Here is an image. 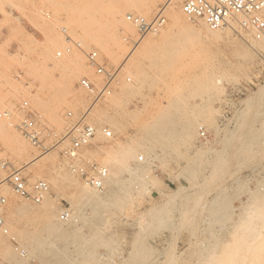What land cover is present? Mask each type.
<instances>
[{
  "label": "rangeland",
  "instance_id": "1",
  "mask_svg": "<svg viewBox=\"0 0 264 264\" xmlns=\"http://www.w3.org/2000/svg\"><path fill=\"white\" fill-rule=\"evenodd\" d=\"M97 1L100 8L95 5L92 8L95 12L91 13L96 20L92 22L89 14H83V26H79V29L77 25L69 26L68 12L72 7L80 8L85 4L84 0H72L71 3L68 0H0V112L10 110L13 115L12 126L0 118V160H6L15 169L19 168L29 180H47V175H59L60 181V188H54L46 181L49 193L41 203L21 198L5 181L0 184V192L7 199L1 208L2 224L12 225L10 228L6 224L3 231L0 228V264H16L22 258L26 261L31 243L25 237L33 231L27 216L30 218L31 215L22 217L14 214L10 217L6 214L9 209L15 210L22 205L39 212L47 209L60 231L82 237L81 248L83 246L84 250L79 254L71 238L66 243L53 240L50 245L52 252L49 253V246L45 245L47 248L43 246L39 254L29 256L27 264H61L60 256L52 254L65 245L70 254V261L65 264H264V149L260 151L264 143L257 146L258 143L253 144L256 148L247 152L251 157L255 153L254 160L249 157L248 161L236 168L228 156L224 171L218 176L211 175L212 161L227 154L230 135L236 129L241 114L246 111L249 99L264 86V40H258L260 46L253 44L257 40L236 24L226 26L228 32L220 30L214 38L207 27L199 22L201 20L192 22L183 16L189 31L185 34L179 27L172 28L167 39L163 37L165 41H162L161 35L170 26L167 13L170 7H166L163 12L165 25L156 33L140 37L130 23L131 33L112 26L108 22V8L114 4L121 5L124 21L127 13H136L150 20L167 5V0H156L145 15L135 9H128L122 0ZM183 1L173 0L170 6L181 12ZM62 26L77 45L72 47L70 53L57 58L55 52L66 45L60 31ZM90 32L100 33V36L109 39L113 37L112 40L117 44L114 45L111 40L112 46L120 47L116 62H108L102 50L91 42ZM150 37L158 45L141 48L139 42ZM44 48H48L50 58L41 56L40 52ZM90 50L97 51L107 68L122 67L113 92L98 101L90 111L92 113L86 112L91 97L78 84L83 76L96 85L101 81V76L86 62L85 54ZM62 57H68L71 61V68L65 72L52 64L53 60L57 63ZM125 59H128L126 63ZM77 64H84L88 70L81 71L82 74L68 88L63 84V75L72 71ZM126 77L130 81H126ZM121 87H124V96L118 94V108L114 109L108 105ZM125 89L128 90L126 93ZM170 99L182 103L185 100L183 104H194L201 109L198 108L201 113L189 111L197 117L195 133L186 141H178L171 147L165 146L166 150L161 144H153L152 153L147 157L143 146L135 145L134 142L145 133L146 123L171 107L170 102L173 101ZM23 101L28 102L31 109L42 117V139L48 148L45 152L33 147L14 128L20 119L17 106ZM254 106L251 107L254 111L250 110L254 118L252 131L264 132V93ZM49 107H52L51 111ZM68 111L71 117L66 116ZM84 113L85 121L98 130L91 143L82 149L85 159L104 165L103 149L117 143L131 145L135 154L130 156L127 165L138 167V177L131 180L129 173L124 171L115 187L107 181L103 190L111 191L112 196L109 202L102 204L105 206L100 205L94 210L93 203L80 202L83 203L80 220L73 215L75 221L64 223L58 218L60 209L67 206L73 212V206L79 203L75 197L76 188L93 191L68 168V160L62 150L69 140L60 142L70 125ZM116 113L121 115V131H116L110 124L111 120H108ZM103 125L113 131L112 138L103 137L100 130ZM200 126L205 131L204 138L200 136ZM262 132L258 135L259 139L261 136L264 139ZM11 134L22 138L27 145L26 151H18L16 145L9 141ZM139 155L143 156L142 160L137 159ZM35 171L46 174L39 177ZM63 172L71 175L72 182L63 179ZM6 175V169L0 167V180ZM112 197H116L115 203ZM40 215H34L33 219L36 218L38 222ZM21 233H25L24 238ZM44 234L42 232V236ZM15 246L23 252L20 253ZM134 253L137 254L136 258Z\"/></svg>",
  "mask_w": 264,
  "mask_h": 264
},
{
  "label": "bare ground",
  "instance_id": "2",
  "mask_svg": "<svg viewBox=\"0 0 264 264\" xmlns=\"http://www.w3.org/2000/svg\"><path fill=\"white\" fill-rule=\"evenodd\" d=\"M61 1V0H60ZM64 1V0H63ZM70 3L72 0H68ZM159 1V0H158ZM173 0H167V5H164L161 9H163V12H164V9L166 7H170L168 8V18H169V30L166 31V33L164 35H161V39L162 41H165L163 40V37H166L167 39V36L169 35V32L172 28H175V27H179L181 28L182 32L186 34V31H189V26L184 22V17L185 16L183 13V15L181 14L180 11H176L174 10L170 4ZM122 2L124 3L123 5L129 7L128 9H135L136 11L140 12L142 15H145L149 10L150 8L154 5V2H156V0H122ZM76 3V2H75ZM84 5L82 4V6L77 7V8H71L70 6H66V7H69V9L71 8V10H69L68 12V24L69 26L71 25H77L78 28L80 29L81 26H83V14H89L90 18H91V21H95L94 20V15L91 14L92 12L94 13L95 11L93 10L92 11V8L96 7L95 5H97L99 7V2L97 0H84ZM57 4V3H55ZM173 4V3H172ZM171 4V5H172ZM72 5V4H71ZM74 5V4H73ZM76 6V4H75ZM57 7V6H56ZM65 7V6H64ZM63 7V10L65 9ZM135 7V8H134ZM100 8V7H99ZM59 9V8H58ZM156 9V8H155ZM96 10H98L96 8ZM55 11V9H54ZM60 11V9H59ZM57 11V12H59ZM105 12V11H104ZM107 16H108V19H109V23H111L112 26H116V27H120L125 33H131L132 32V28L130 27V24L129 22L127 21H124L123 19V7L121 5L119 6H116V4H114V6H110V8H108L107 10ZM98 16V15H97ZM88 18V17H87ZM201 21L199 22H202L201 24H203L204 26L205 23L203 22L202 19H199ZM89 21V20H88ZM103 21V20H102ZM90 22V21H89ZM87 24V23H86ZM95 24H97L99 26V24L96 22ZM94 25V24H93ZM104 25V24H103ZM102 25V26H103ZM235 26V23L234 22H230L228 24H226L225 26H222L218 29H209L207 26V29L209 30L208 32H210L209 34L211 36H213L214 38L216 36L219 35V31L222 30L224 31L225 33L228 32V29L226 26ZM80 26V27H79ZM90 26V25H89ZM106 26V25H105ZM74 27V26H73ZM91 27V26H90ZM109 26H107V29H108ZM111 27V26H110ZM89 28V27H88ZM96 28V27H95ZM112 28V27H111ZM114 28V27H113ZM112 28V29H113ZM87 29V28H86ZM114 29H117V28H114ZM91 30V29H90ZM244 30V29H242ZM83 31V30H82ZM81 31V32H82ZM172 31V30H171ZM191 31V30H190ZM247 31V30H246ZM88 32H89V29H88ZM177 32V31H175ZM197 32V31H196ZM249 34L252 35L253 39L257 40V41H253L252 43L255 44V45H259L258 43V40H264V39H257L253 36L252 32L251 31H247ZM84 33V31H83ZM115 33V32H114ZM171 33V32H170ZM100 34V33H99ZM98 33H89V38L91 40L92 43H94L95 46H97L100 50H102L103 54L105 55L106 59L108 60V62L110 63H114L118 60V57H119V54H120V47H118L116 45V47H113L116 43V41H113L112 38L109 39L110 37H107V36H100ZM161 34H163L161 32ZM180 34V33H179ZM178 35V34H177ZM193 35V34H192ZM171 36V35H170ZM170 36L168 38H170ZM189 36V34L187 35ZM194 36V35H193ZM88 37V36H87ZM116 37V36H115ZM172 37V36H171ZM248 37V36H247ZM191 38V37H190ZM197 38V37H196ZM251 38V37H250ZM160 39V40H161ZM198 39V38H197ZM248 39V38H247ZM86 40V39H84ZM113 41V44H112V41ZM185 41V40H184ZM199 41V40H198ZM250 41V40H249ZM188 43V41H186ZM201 42V41H200ZM158 43V42H157ZM157 43H155L152 38H147L145 40H143L142 42H139V46H141V48H147V47H152L153 45H158ZM190 43V42H189ZM162 44V43H161ZM59 44H55V46ZM113 45V46H112ZM173 45V44H171ZM182 45V43H181ZM164 46V45H163ZM168 46V45H167ZM260 46V45H259ZM60 47V45H59ZM154 47V46H153ZM152 47V48H153ZM158 46H156L155 48L157 49ZM166 46H164V49L166 50L165 48ZM190 48V47H189ZM161 49V48H160ZM176 49V48H175ZM185 49V48H184ZM187 49V48H186ZM254 49V48H253ZM152 50V49H151ZM256 50V49H255ZM96 51V50H95ZM155 51V50H154ZM160 51V50H158ZM169 52V51H168ZM165 53V52H164ZM177 53V52H176ZM41 56L44 58V57H49L51 56V54H49L48 52V48H44L41 50L40 52ZM102 54V55H103ZM167 54V52L165 53ZM177 55V54H176ZM158 56V55H157ZM172 56V55H171ZM170 56V57H171ZM169 57V58H170ZM50 58V57H49ZM62 57V59L58 60L57 63L56 61L53 60V66H58L60 67V69H62L64 72L69 70L71 68V61L70 59H68V57ZM156 58V57H155ZM172 58V57H171ZM44 60V59H43ZM46 60V58H45ZM128 61V59L124 61V63H126ZM161 61V60H159ZM60 62V63H59ZM152 63V62H151ZM168 64V63H167ZM123 65V64H122ZM52 66V65H51ZM126 66V64H125ZM164 66V65H163ZM124 67V66H123ZM129 67V66H128ZM154 67V66H152ZM122 68V67H120ZM158 69V68H157ZM88 70V67H84V64H77L76 66H74V69H72V71H69V72H66L64 73L63 75V84L66 86V87H70L72 86V83L74 81V79H76L77 77H79L78 75L82 72L81 71H86ZM146 77V76H145ZM196 78V77H195ZM48 79V78H47ZM46 79V80H47ZM121 79V77H120ZM189 79V78H188ZM146 81V80H145ZM207 81V80H206ZM139 84V83H138ZM132 86V85H131ZM135 87V86H134ZM132 89V87H130ZM137 88V87H136ZM82 89V88H81ZM123 89L124 87L120 88V91L116 92L112 98H111V101H110V105L108 106H111L113 107L114 109L118 108V100H117V96L118 94H123ZM128 89V88H127ZM125 89V93H126V90ZM128 91V90H127ZM130 91V90H129ZM134 91V90H133ZM77 92V91H76ZM264 93V86L263 87H260L257 91H256V94L255 96H253L252 98L249 99V102H248V105H247V108H246V111H244L242 114H241V117L240 119L238 120L237 122V127L234 131H232L231 135H230V138H229V147H228V150H227V154H224L220 157L216 156L217 159H215V157H213L215 160H213L212 162V165H211V175L212 177L213 176H218L222 171H224V166L226 164V158H228V156L230 157L231 161L234 163L233 165H236V168L237 166H240L242 165L243 163H245L246 161H248V158L251 157V156H248L247 155V152L251 151V150H254L256 148L257 145H259L260 143L262 144V142L264 143V139H262V136L260 137V139L258 138L260 135V133L262 131L260 130H255L253 129L252 131V124L254 123V118L251 116L253 115L251 113L250 115V110L251 111H254V109L252 110L251 107H253L254 105L257 104V102L261 99V95ZM195 94V93H194ZM128 95V93H127ZM130 95V94H129ZM132 95V94H131ZM84 96V95H83ZM122 96V95H121ZM124 96V94H123ZM126 96V95H125ZM119 98V97H118ZM176 100V99H175ZM183 100V99H181ZM83 101V100H82ZM170 101H173L170 99ZM169 101V102H170ZM122 102V101H121ZM120 102V103H121ZM188 102V101H187ZM123 103V102H122ZM171 104V107L169 106L168 104V107H170L169 109H165L164 111L161 112V114L157 115L156 117H154L151 121H149L148 123H146V125L143 127L144 130H145V133L142 135L141 139L135 141V145L139 144L141 146H143V149L147 155V157H149L148 155H150L151 152V149L153 148L152 146H154L153 144L155 145H158V144H161L160 146L162 148H164L166 150V147L172 145V144H175L176 142L178 141H182V140H185L191 136V134L193 135V132L195 130V124H196V120H197V117L196 115L195 116H192L190 114L189 111H198L199 112V107L197 106H194L193 105H188L187 106V103L186 104H183L185 103V100L184 102L182 103V101H173V102H170ZM45 104V103H43ZM261 104V103H260ZM123 105V104H122ZM130 105V104H129ZM125 106V105H124ZM201 106V105H200ZM94 105L92 107H90L88 109L87 112H90L92 109H93ZM166 107V106H165ZM167 107V108H168ZM204 107V106H202ZM255 107V106H254ZM121 108V107H120ZM199 108V109H198ZM49 111L52 110V107L50 109V107L48 108ZM47 109V110H48ZM122 109V108H121ZM42 110V109H41ZM46 110V111H47ZM201 110V109H200ZM262 110V109H261ZM101 111V110H100ZM116 112V111H115ZM170 112V113H169ZM189 112V114H188ZM191 112V113H192ZM197 112V113H198ZM92 113V112H90ZM196 113V114H197ZM201 113V112H199ZM48 114V113H47ZM87 115V114H86ZM113 115V114H112ZM106 116V115H105ZM123 116V115H122ZM202 116V114H201ZM109 117V116H108ZM121 115H119V113L111 116V118L109 117L108 120L110 119L111 123V126L113 125V127L115 128V130L117 131H121V122H120V118ZM261 117V116H260ZM106 118V117H105ZM104 118V119H105ZM206 118V117H205ZM204 118V119H205ZM264 118V116H263ZM98 119V118H97ZM103 119V118H102ZM131 119V117H130ZM257 119V118H256ZM264 120V119H263ZM62 122L63 125L64 122L63 120H60ZM100 121V119H99ZM107 121V119H106ZM261 121V120H260ZM69 122V121H68ZM104 122V121H103ZM108 124V125H110ZM142 126V125H141ZM113 128V129H114ZM125 128V127H124ZM255 128V127H254ZM263 129V128H262ZM264 131V130H263ZM96 132L98 133V130H96ZM230 132V131H229ZM195 133V132H194ZM264 132H262L263 134ZM264 135V134H263ZM243 137L244 140H241ZM138 138V137H137ZM10 142L15 144L18 151H26L27 150V145L26 143L22 140V138H20V136L16 135V134H11L10 138H9ZM68 138L66 137V134H64V136L62 137V140L60 141L61 143H64L66 142ZM228 140V139H227ZM127 141V140H126ZM132 141H134L132 139ZM227 142V141H226ZM123 143V142H122ZM255 143H258L256 144L255 148H254V145ZM177 144V143H176ZM254 144V145H253ZM164 147H163V146ZM264 145V144H263ZM263 145H261L263 147ZM166 146V147H165ZM175 145H173L174 147ZM253 146V147H252ZM159 147V148H161ZM171 147V146H170ZM176 147V146H175ZM253 148V149H251ZM251 149V150H250ZM261 149H264V148H260V151H262ZM104 150V156H103V164L107 167L108 169V175H107V178H106V181L105 183L108 181L109 184H111L112 186H116L117 184H119L120 182V178H121V175L122 173L125 171V172H128L129 175H130V178L131 180H136V178L138 177V167H134V168H131L129 167V165H127V161L128 159L130 158V156H133L134 153V149L131 147V145H126V144H121V143H117L115 145H111V146H108L106 147ZM154 150V149H153ZM259 151V152H260ZM264 151V150H263ZM262 151V152H263ZM155 152V151H154ZM163 152V151H162ZM253 152V151H252ZM226 153V152H225ZM251 153V152H250ZM254 153V152H253ZM103 154V153H102ZM156 154V153H155ZM255 154V153H254ZM253 154V155H254ZM257 154V153H256ZM221 155V154H220ZM252 155V153L250 154ZM252 155V159L254 160L255 159V155L253 156ZM45 156V155H44ZM139 156H137V159ZM151 157V156H150ZM261 157V156H259ZM264 157V153H263V156L262 158ZM142 159H143V156H142ZM41 160V159H40ZM147 161V160H146ZM229 161V160H228ZM208 164V163H207ZM206 164V165H207ZM42 165V164H41ZM189 166V165H188ZM110 167V169H109ZM19 169V168H18ZM36 170V169H35ZM38 170V169H37ZM193 170V169H192ZM45 171V170H44ZM193 172V171H192ZM34 173V172H33ZM49 173V172H48ZM47 173V174H48ZM70 173V172H69ZM35 174L39 177H41L43 174H46V173H43V174H40L38 171H35ZM62 176H63V179H65V181H69V182H72V177L71 175H69L68 173L66 172H63L61 173ZM44 176V175H43ZM42 176V177H43ZM47 180H45L46 178H44L45 181H49V183H51L52 186H54V188H60V181H59V175L58 176H53V177H49V175H47ZM51 176V175H50ZM61 176V175H60ZM208 176H210L208 174ZM5 177H3L1 180H0V184L4 181ZM62 179V181H64ZM75 179V178H74ZM130 180V181H131ZM209 180V179H208ZM61 181V182H62ZM64 181V182H65ZM66 181V182H67ZM139 182V181H138ZM207 182V181H206ZM123 184V182H121ZM66 184V183H65ZM121 184V185H122ZM120 185V186H121ZM62 186V185H61ZM69 186V185H68ZM119 186V187H120ZM63 187V186H62ZM61 187V188H62ZM72 187V186H71ZM83 187V186H82ZM125 187V186H124ZM204 187V186H203ZM207 187V186H206ZM85 188V187H84ZM113 188V187H112ZM121 188V187H120ZM115 189H118L119 188H115ZM64 190V189H63ZM114 190V188H113ZM95 191V192H94ZM72 194V193H71ZM76 194L77 196L76 197V201L79 202L78 204H76L75 206H73V212H72V219L71 221H75V217L77 218H81L83 215L82 212H81V205L83 203L85 204H91L93 203L95 206L94 207V210H97L98 207L101 205V206H105V205H102L105 201L109 202L108 200H110L111 198V191H96V190H93V191H90L88 189H81V188H76ZM118 195V194H117ZM114 196V195H113ZM74 197V198H75ZM117 197V196H116ZM114 197V198H116ZM113 198V197H112ZM113 198V199H114ZM121 198V197H120ZM264 198V197H263ZM78 199V200H77ZM117 200H119V197L116 198ZM75 200V199H74ZM44 201V200H43ZM42 201V202H43ZM71 201V200H70ZM114 203H115V199L113 200ZM197 201V200H196ZM80 202H83L82 204H80ZM106 204V203H105ZM250 204V203H249ZM73 205V204H72ZM108 205V203H107ZM17 207V206H16ZM107 207V206H106ZM112 207V206H111ZM202 207V206H201ZM262 207V206H261ZM32 208V207H31ZM28 205H22L21 207H18L16 208L15 210L12 208V209H9L8 210V214L10 217H13L14 214H18V216L22 215V217H25L24 215H31L30 218L27 216V221H30L31 223L29 224H32V232H30L29 235H27L25 238L29 240V244L31 245V247L28 249V255H27V258H26V261H23L25 260V258L22 260H18V262L16 264H27V260L29 258L30 255H33V254H39L41 252V249L43 248V246H49V249H50V245H52V242L53 240H56V241H62V242H68L69 239L71 238V242H73L74 244L77 245L78 247V252L79 254H82L83 253V246L81 248V244H82V237L77 235V234H73V235H69V233L67 234L60 231L59 225L55 226L53 221H52V217L51 215L49 214V212H47L46 210L39 212V211H36V210H32ZM106 210V209H105ZM108 210V209H107ZM211 211V210H210ZM87 212V211H86ZM92 212V211H91ZM106 212V211H105ZM161 212V211H160ZM187 212V211H186ZM255 212V211H254ZM162 213V212H161ZM20 214V215H19ZM37 214H41V218L38 220V222L35 221L36 218L33 219L34 215H37ZM75 217H74V216ZM165 215V214H164ZM248 215V214H247ZM84 217H86L84 215ZM83 217V218H84ZM189 217V216H188ZM79 218V220H80ZM98 218V217H97ZM184 218V217H183ZM15 219V218H14ZM26 219V218H24ZM94 219V218H93ZM12 220V219H11ZM161 220V218L159 219ZM252 220V219H251ZM36 222V224L34 222ZM78 221V219H77ZM83 222V219L81 220ZM79 222V221H78ZM68 223V222H67ZM76 223V222H75ZM7 223L5 224H2L0 228H2L1 230H5L6 225ZM10 224V222H9ZM100 224V223H99ZM248 224V223H247ZM8 225V224H7ZM70 225V224H69ZM76 225V224H75ZM74 225V226H75ZM9 226V225H8ZM7 228H11V226H9ZM80 226V225H79ZM247 226V225H246ZM80 228V227H79ZM96 228V227H95ZM243 228V226H242ZM262 228V227H261ZM13 229V228H12ZM254 229V228H253ZM9 231V230H8ZM42 232H45L46 235L45 236H42ZM79 233V232H78ZM93 234H95L94 232H92ZM17 234V233H16ZM22 234V233H21ZM20 234V236H21ZM25 235V233H23ZM22 234V236H23ZM82 234V233H80ZM92 234V235H93ZM96 235V234H95ZM94 236V235H93ZM24 238V236L22 237ZM93 239V238H92ZM100 239V238H99ZM95 240V239H94ZM103 241V240H102ZM55 242V241H54ZM69 242V243H71ZM242 242V241H241ZM27 243V242H26ZM92 243V242H91ZM64 244V243H63ZM98 244V243H97ZM95 244V245H97ZM101 244V242H100ZM99 245V244H98ZM45 246V247H46ZM56 247V246H55ZM85 247V246H84ZM91 247V246H90ZM28 248V247H27ZM47 248V247H46ZM94 249V248H93ZM46 250V249H45ZM51 250V249H50ZM49 251L52 252V250ZM55 250V249H54ZM5 251V250H4ZM47 251V252H48ZM90 251V250H89ZM3 252V251H2ZM7 252V251H5ZM45 252V251H44ZM46 252V253H47ZM69 251L68 249L66 248V245L61 247V249H56L55 252L52 254V255H59L60 256V263L61 264H65L67 263L70 258V254H68ZM4 254V253H3ZM2 254V255H3ZM7 254V253H6ZM11 254V253H10ZM132 254V253H130ZM135 254V253H134ZM44 255V254H43ZM54 255V256H55ZM7 256V255H5ZM4 256V257H5ZM39 256V255H38ZM59 256L57 258H59ZM91 256V254L89 255ZM25 257V255H24ZM43 257V256H42ZM133 257V256H132ZM137 257V254H135V258ZM90 258V257H89ZM93 258H95L93 256ZM74 259V258H73ZM86 259V258H85ZM143 259V258H142ZM57 260V261H59ZM97 260V259H96ZM44 261V260H43ZM85 261V260H83ZM90 261V260H89ZM50 262V260H49ZM229 262V261H228ZM235 262V261H234ZM134 263V262H133ZM47 264V263H46ZM59 264V263H58ZM129 264V263H127ZM233 264V263H232Z\"/></svg>",
  "mask_w": 264,
  "mask_h": 264
},
{
  "label": "built area",
  "instance_id": "3",
  "mask_svg": "<svg viewBox=\"0 0 264 264\" xmlns=\"http://www.w3.org/2000/svg\"><path fill=\"white\" fill-rule=\"evenodd\" d=\"M181 11L192 22L202 19L209 29H218L234 22L239 28L251 31L255 38L264 39V0H184L181 4ZM125 19L136 28L140 37L147 33L158 32L166 23L163 9H160L150 20L136 13H127ZM60 31L64 35L66 45L55 52L57 58L70 53L72 47L77 45L66 33L64 26L60 28ZM85 57L88 66L101 76L98 85L85 76L79 79V86L87 91L91 97L88 110L98 101L111 95L115 85L118 84L120 68H107L95 50L86 52ZM125 80L130 81V78L126 77ZM17 111L20 114V119L14 125V128L40 152L47 151L48 148L42 139L44 130L42 117L32 110L26 101L17 106ZM66 116L71 117V112L68 111ZM12 117L10 110L0 112V118L6 120L10 126L13 125ZM100 130L105 139L113 137V131L108 126H101ZM95 132L96 128L85 121V113L80 115L66 131L69 143L63 148L62 154L68 160V168L73 175L89 188L102 191L108 175L107 167L98 162L86 160L81 153L82 149L91 143ZM199 133L202 138L205 137V131L201 126L199 127ZM138 158L142 160L141 155ZM0 167L7 171L4 179L6 184L21 198L33 203H41L49 193V185L45 180H29L22 174L20 169H15L6 160H0ZM6 200V196L0 192V225L3 223L1 208ZM58 218L64 223L71 222L72 211L69 207L63 206L60 209ZM14 248L19 250L20 253L23 252L18 246Z\"/></svg>",
  "mask_w": 264,
  "mask_h": 264
}]
</instances>
